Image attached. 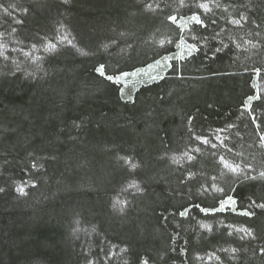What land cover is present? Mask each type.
I'll list each match as a JSON object with an SVG mask.
<instances>
[{"label": "trees", "instance_id": "16d2710c", "mask_svg": "<svg viewBox=\"0 0 264 264\" xmlns=\"http://www.w3.org/2000/svg\"><path fill=\"white\" fill-rule=\"evenodd\" d=\"M157 2L163 11L153 13L144 7L153 0H0L13 12L0 16V29L24 44H57L45 51L39 71L0 67V264H197L195 254L206 252L221 257L213 264H264V210L255 209L250 219L230 211L205 215L194 207H214L223 195L203 190L220 149L195 136L211 139L226 129L242 160L264 164L255 125L244 112V101L256 92L253 80H261L251 69L264 68V0H219V25L208 31L193 25L191 33L166 20L176 0ZM240 13L249 18L243 27L225 22ZM60 29L73 44L59 43ZM181 35L199 50L179 59V69L173 61L162 77L121 92L96 72L101 64L106 75L139 68L173 52ZM163 36L169 42L158 47ZM221 40L228 47L216 52ZM246 40L261 46L252 49ZM253 108L264 119V99ZM197 147L201 152L191 151ZM181 151L196 159L174 163L170 154ZM17 178L30 179L27 195L15 191ZM221 186L243 207L249 198L264 203L262 179H223ZM120 192L126 203L117 212L111 196ZM184 207L187 217L178 214ZM77 217L95 226L90 239L71 236ZM216 217L243 221L262 240L241 241L225 225L196 229L197 220ZM222 248L240 251L230 259Z\"/></svg>", "mask_w": 264, "mask_h": 264}, {"label": "snow or ice", "instance_id": "6c2138e0", "mask_svg": "<svg viewBox=\"0 0 264 264\" xmlns=\"http://www.w3.org/2000/svg\"><path fill=\"white\" fill-rule=\"evenodd\" d=\"M69 0H64V3H68ZM177 2V10L174 14H168L166 15V20L169 21L171 24L176 25V27L180 30L181 33L185 32L186 30L191 33L192 28L191 26L195 25L198 26L200 29H203L204 31H208L212 26H218L219 25V17H217L216 13L214 12V9L221 8V4L219 3V0H176ZM145 9L149 12H157L163 11V8L161 7V4L157 2V0H153V3H146L144 5ZM231 7V5L229 6ZM180 8H186L188 9V12L181 13L179 12ZM225 12L228 11V8L223 9ZM7 11V9H5ZM24 11H27L26 9ZM225 22L230 25L243 27L244 23L249 22L248 16H246L243 13H240L238 15V18L231 16L229 14L228 17H224ZM17 24H21V20L15 21ZM259 27V25H257ZM224 29L221 28L220 32H214L211 36L212 39H216L220 36L221 32ZM12 32H16V29L13 28ZM3 34L0 33V36ZM123 35V34H121ZM257 36L260 35L259 32L256 33ZM193 39H196V37H193ZM203 39H208L207 37H203ZM65 40H67V37H61L60 43H63ZM69 44L72 43L71 40L67 41ZM163 43V41L161 42ZM221 48H216V52H220L223 47H228L227 44L223 43V40L220 41ZM244 44L248 47L255 49L260 44L253 43L251 40L244 41ZM187 47L188 55L190 56L193 52L198 51L199 49L195 44L186 45V42L184 41L183 35L180 36L179 43L177 44L178 48H184ZM237 47H241L240 44L236 45ZM35 45H32L33 50H35ZM57 48L56 43L48 42L44 44L45 51H55ZM8 50V44L6 42H0V57H3L4 60H9L10 57L6 55V52ZM13 51H19L22 53L25 58H28L31 54L29 52H25L23 48H13ZM184 53L180 52L177 54L176 57L166 56L163 57L164 61H169L172 59H184ZM38 59L33 57V60ZM13 63H16V61H13ZM160 61H156V65H160ZM171 66V65H169ZM152 67V66H150ZM17 68L19 69V64H17ZM138 71H143L138 70ZM252 73L259 78L264 79V68L261 67H253L251 69ZM96 72L99 73L101 77L106 78L108 81L113 82L114 84H121L122 80L125 76L128 75V73H121L119 75H106L105 66L101 64L99 67L96 68ZM136 73H133L135 75ZM152 79H155V77H152ZM252 87L256 89V92L254 95H249L247 99L244 101V112L247 113L248 117L250 118L251 124L255 125L256 128V134L259 136V146L261 148H264V119H262V116L257 115L255 109L253 108V102L254 101H260L264 99V92L261 91L260 86L258 85L256 80H253ZM122 92L123 89H120ZM244 115V113H241ZM229 127H232V125H229ZM196 140H199L201 144L203 145H211L213 149L217 148L218 145L215 143H212V140L208 137H202V136H195ZM216 139L220 140V147L227 148V145L224 144V141L220 139L219 136L216 137ZM192 152L199 153L201 152V149L199 147L192 149ZM229 153H231V149H227ZM213 155H217V153H213ZM240 153H237L236 156H240ZM183 158H186L188 161H194L196 159V156L191 155L189 152H185L183 154ZM124 160L125 164H130L131 169L135 170L138 165L135 163H131L129 158H122ZM173 162H178L175 157L172 158ZM216 163L220 166V175L221 176H232L235 177L237 181H248V180H257L262 179L264 180V171L258 172L257 175H250L251 171H255L252 164L247 162L246 160L238 161L235 157L229 158L228 155H219L218 160ZM37 165L35 163L32 164V167L35 168ZM195 173L188 172L187 179L191 180L194 178ZM214 181L217 179V177L212 178ZM25 184H20L16 186V191L20 195H27V192L25 191ZM35 185H33L34 187ZM130 187L135 188L137 191H141L139 185L136 183H132ZM203 187V186H202ZM210 188L214 192L222 193V197L218 200V207H201L200 204H195L194 207L199 209L200 212L204 213L205 215H211L215 213H223L225 211H230L232 213H235L240 216L248 217V218H254L257 213L255 209L264 210V203H258L256 200H252L249 198V203L247 207H243L241 205H238V200L228 192H225V189L223 187H219L216 184H212ZM205 193L209 191V188L203 189ZM231 192L235 191V188L230 189ZM5 192L4 187H0V193ZM125 201H116L113 205V207H117L119 205V210L123 211V205L125 204ZM239 208V210H238ZM190 209L188 207H184L182 211H179V215L181 217H187L189 215ZM202 228L208 229L211 231V227L209 225L202 224ZM233 229V231H229L228 235L231 236L235 232L239 235V239L241 241H261L262 237L259 236L256 232V230L251 226H241L239 228H235L234 226H229ZM123 251V249H122ZM184 249H181V252H184ZM221 251L229 252L232 254V258H236V254L239 253V248H232V249H221ZM260 253L264 254V243L260 244L259 247ZM210 259H215L217 261H220V257L216 256L215 253L211 254L209 256ZM88 264H93L92 261H89ZM140 264H149V261L147 259H143L140 261Z\"/></svg>", "mask_w": 264, "mask_h": 264}, {"label": "rangeland", "instance_id": "374dc122", "mask_svg": "<svg viewBox=\"0 0 264 264\" xmlns=\"http://www.w3.org/2000/svg\"><path fill=\"white\" fill-rule=\"evenodd\" d=\"M5 9H7V8L0 5V16L7 15L9 18L10 17L12 18L13 12L9 11L8 9H7V11H5ZM0 33L3 34L2 36H0V42H6L8 44V50L6 52V55H8L10 57L9 60H4L3 57H0V67H2L4 65H8L11 68L12 67L16 68L18 71L22 70V72H24L26 75H29L32 72L40 70L41 59L43 58V56L45 54V49L43 48L44 46L40 47L38 45L36 46L35 44H24L21 40L14 38L10 33L4 32L2 29H0ZM57 36H58L57 40H59V43H60L61 37H67V40H65L63 43H68L67 41L71 40L70 34L66 31H62L61 29H60V32ZM176 39L177 40L175 41L173 52H171V53L167 52L164 55L161 54L155 60H152L151 62H147L146 64L142 65L139 68L114 73L113 75H119L121 73H128V75L125 76L124 79L122 80L121 84H119L121 89H123V91L125 92V90L132 88V87L136 86L137 84L145 82L149 79H152V77H155V79L157 77H162L165 74V72L167 71V69L174 67L173 61L176 62V67H177V69H179V59H172V60H169L167 62L163 60V57H166V56L176 57L177 54L180 52H183L184 55L188 54L186 46L184 48H178L177 47V44L179 43V38H176ZM162 41H163V43H161ZM184 41L186 42V45L191 44L190 43L191 41L186 39V38H184ZM167 42H169L168 36H163L162 38H160L157 41L156 45L158 47L159 46L162 47V46L166 45ZM63 43H61V44H63ZM71 44H73V43H71ZM32 45L36 46L35 50H33ZM13 48H17V49L23 48V50L25 52H29L31 55L28 58H25V56L22 53H20L19 51H13L12 50ZM33 57L38 58V59L33 60ZM158 60L161 62L159 66L156 65V61H158ZM13 61H16V63H13ZM17 64H19V69L17 68ZM169 65H171V66H169ZM150 66H152V67H150ZM141 69L143 71H138ZM133 73H136V74L133 75ZM257 83L260 86L261 91L264 92V80L261 79ZM215 131H214L215 133L214 132L212 133L213 136H212L211 140H212V143H215L218 145V147L215 149H220V151L218 150L217 160H218L219 155H228L229 158L235 157L238 161H242V159H241L242 157L236 156V154L239 153L237 148L235 146L229 145V143L227 142L229 139V135H228L229 132L226 129H224V130L220 129V130H215ZM217 136H219L220 139H222L224 141V144L227 145V148L219 146L220 140L216 139ZM255 147L257 149H259L260 151L262 150V153L264 156V148H261L259 146V136L258 135H257V139L255 141ZM227 149H231L232 150L231 153H229L227 151ZM184 153H185L184 151H181V152H179V155H177V156H174L172 154H170V155H171V157H175L177 161L179 160V162H183L184 160H187L186 158H183ZM216 161H215V163H216ZM246 161L251 163L253 168L255 169V171L250 172V175H257L258 172L264 171V164H259L257 159L252 160V159L248 158ZM213 177H217V179L214 181L212 179ZM222 178L226 179V180L227 179H229V180L236 179L235 177H232L230 175L229 176H221L220 175V166L217 164L215 171H213V174L207 180L209 190L213 191L210 188V186L212 184H216L217 186L222 187L221 186L222 181H223ZM20 184H25L26 185L25 190H26L27 187L31 184V182H30L29 178H23V179L17 178V179H15V181H13V187H14L15 191H16V186L20 185ZM205 188H207V187H205ZM111 198L113 201V205L118 200L125 201V199H124L125 196L122 195L121 192L118 194H113L111 196ZM16 200H17L16 198L13 199V201H16ZM113 205L111 207L112 209L117 210V212H121L119 210V207H120L119 205H117V207H115V208L113 207ZM123 207H124V205H123ZM216 207H218V202L216 204ZM225 212H227V211H225ZM218 214H220V213H215L214 215H218ZM196 223H197L196 229L205 230L208 232H211L215 226L221 227L222 225H225L226 229H227V233L229 231H233V229L229 227L230 225L234 226L235 228H239L241 226H248L243 221H236V222H229V223L225 222L224 223L223 219L220 217H218V219L216 217L215 220L213 218H212V220H209V219H203L202 221L197 220ZM202 224L209 225L211 227V231H209L208 229L202 228L201 227ZM70 225L72 226L71 236H73L74 239H82V238L83 239H87V238L90 239L91 234H89V232H90V230H93L95 228V226L92 224H89L87 222L83 223L82 219H80L78 217L76 219L72 220ZM259 226L264 227V222L259 223ZM148 235L152 236L153 234L150 232ZM233 235L239 238V235L236 234L235 232L233 233ZM222 249H224V248H222ZM211 254H213V252H206L203 254L196 253L195 254L196 263L197 264H213L216 262L217 263L222 262V259H220V261H217L215 259H210L209 256ZM215 255L219 256L217 253H215ZM230 259H233V258H230Z\"/></svg>", "mask_w": 264, "mask_h": 264}]
</instances>
